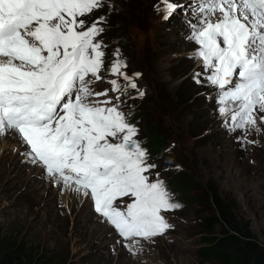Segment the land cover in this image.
Returning a JSON list of instances; mask_svg holds the SVG:
<instances>
[{"label":"snow or ice","instance_id":"obj_1","mask_svg":"<svg viewBox=\"0 0 264 264\" xmlns=\"http://www.w3.org/2000/svg\"><path fill=\"white\" fill-rule=\"evenodd\" d=\"M105 2L0 0V138L18 139L22 155L54 186L90 197L124 241H151L173 227L164 213L181 205L163 181L150 179L156 165L134 139L139 129L107 90L90 87L102 79L105 52L97 37L106 20L87 18ZM154 7L165 21L177 12L186 20L188 39L198 46L191 58L204 70L193 73L194 82L217 90L224 127L239 132L241 143L264 132V0H160ZM114 56L109 73L127 85L112 79L111 90L137 89L121 72L127 65L119 50ZM121 197L132 201L125 211L114 206Z\"/></svg>","mask_w":264,"mask_h":264},{"label":"rangeland","instance_id":"obj_2","mask_svg":"<svg viewBox=\"0 0 264 264\" xmlns=\"http://www.w3.org/2000/svg\"><path fill=\"white\" fill-rule=\"evenodd\" d=\"M159 2L106 0L87 18L89 23L100 17L106 20L105 31L97 37L105 52L102 79L90 87L94 92L108 91V97L139 129L134 139L143 148L149 149L147 122L158 126L157 133L166 145L161 148L162 154L148 151V163L156 165L150 179L163 181L174 202L181 205L178 210L164 213L173 227L151 241H124L114 226L95 211L90 197L76 194L74 202L73 195L65 194L57 185H50L47 193L46 183H40L47 176L42 173L39 177L33 169L24 170L22 146L11 137H3L0 232L14 245L22 243L53 264H213L197 256L201 247L198 243L205 235L200 226L205 213L195 201L200 196L195 185L205 188L208 183L235 205L236 213L249 222L254 235L264 237V132H253L241 143L237 140L239 132L224 127L218 114L217 90L207 83L194 82L193 73L204 70L201 62L191 58L198 46L188 39L191 30L186 20L177 12L165 21L163 12L154 7ZM117 50L119 59L127 65L121 72L133 77L138 85L137 89L127 87L124 94L113 92L109 83L116 79L122 88L127 85L121 76L109 73ZM135 73L142 75L136 78ZM140 90L145 93L143 98L138 95ZM6 155L16 157L21 169L9 173L8 163L2 162ZM26 166L33 165L28 162ZM178 179L177 186L174 181ZM131 202L121 197L114 206L125 211ZM93 224L103 230L93 231L94 236H90L84 226ZM125 243L135 248V254L124 247Z\"/></svg>","mask_w":264,"mask_h":264},{"label":"trees","instance_id":"obj_3","mask_svg":"<svg viewBox=\"0 0 264 264\" xmlns=\"http://www.w3.org/2000/svg\"><path fill=\"white\" fill-rule=\"evenodd\" d=\"M147 123V145L153 150L152 155L159 151L162 154L161 148L166 142L158 135V126L150 120ZM178 181H174L177 186ZM195 188L200 191L195 201L205 213L200 225L205 235L198 243L201 247L197 250V256L213 264H264V237L258 238L253 234L249 222L236 213L235 205L224 198L212 183L206 184L205 188L195 185ZM0 264L53 263L39 254L35 255L33 249L22 243L14 245L0 232Z\"/></svg>","mask_w":264,"mask_h":264},{"label":"bare ground","instance_id":"obj_4","mask_svg":"<svg viewBox=\"0 0 264 264\" xmlns=\"http://www.w3.org/2000/svg\"><path fill=\"white\" fill-rule=\"evenodd\" d=\"M11 136H7L6 137V139L8 140L9 138H10ZM12 138V137H11ZM10 138V139H11ZM18 144H20L19 143V141H18V139H14ZM6 144V143H5ZM5 147V146H4ZM22 151L24 150V148L22 147V149H21ZM2 156V155H1ZM15 158L16 157H14L13 159H11V157H10V155H6V156H3V158H2V162L3 163H8L7 164V166H6V170L10 173L12 170H14V169H18V170H20L21 168V166L19 167V165H18V162L19 161H16L15 162ZM23 158V160H24V167H25V169L24 170H27V168H29L28 170L30 171L31 169H33L34 171H36L37 172V175L40 177L41 176V174L43 173V170L41 169V168H36L34 165L33 166H31V167H29V166H26V163H28V160L25 158V156L24 157H22ZM21 158V159H22ZM22 160V161H23ZM48 178V177H47ZM41 184H44V183H46V186H44V187H46L47 188V190H46V192L48 193V191H49V186L50 185H53V184H51L52 183V181L48 178V179H46V180H44L43 182H40ZM43 186V185H42ZM57 187L60 189H62V187L61 186H59V185H57ZM64 190V193L65 194H68V193H71L72 195H73V197H72V201H74L75 202V200H76V198H75V195L77 194V193H75V192H73V191H71L70 189H65V188H63ZM71 195V196H72ZM79 196H82V197H85V196H83L82 194H78ZM70 197V196H69ZM65 198V197H64ZM86 198V197H85ZM89 199V198H88ZM88 201H90V200H88ZM72 205V204H71ZM94 212V211H93ZM98 220H99V218H97ZM84 227H86V233H88V231H89V235L90 236H92L93 235V231L94 232H99V233H101V231L103 230V227L102 226H100V225H95V224H93V225H85ZM94 236V235H93ZM136 242V241H135ZM122 251H124L123 249H122Z\"/></svg>","mask_w":264,"mask_h":264}]
</instances>
